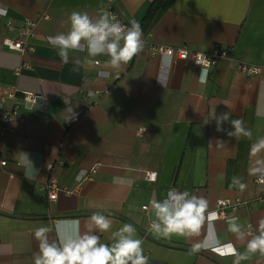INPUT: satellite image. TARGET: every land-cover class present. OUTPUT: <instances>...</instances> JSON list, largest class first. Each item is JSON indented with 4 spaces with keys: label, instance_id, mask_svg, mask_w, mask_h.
Returning a JSON list of instances; mask_svg holds the SVG:
<instances>
[{
    "label": "crops",
    "instance_id": "0c3cea01",
    "mask_svg": "<svg viewBox=\"0 0 264 264\" xmlns=\"http://www.w3.org/2000/svg\"><path fill=\"white\" fill-rule=\"evenodd\" d=\"M103 10L114 11L127 25L137 20L143 50L119 69L106 63L108 57L92 58L86 51L70 52L69 63H62L48 38L68 31L71 12L95 18ZM25 18L36 21V35L28 40L32 50L21 56L2 40L13 37ZM8 19L11 30L5 27ZM149 43L201 52L225 47L228 55L201 84V67L150 54ZM240 60L264 62V0H0V111L13 105L20 111L13 132L0 128V161H5L0 163V264H33L37 227H50L54 238L57 228L71 233L79 220L83 232L94 212L113 221L112 229L100 234L101 242L111 243V233L124 223L133 225L149 264H232L234 257L206 248L192 252L193 244L214 245L217 236L245 251L246 241L228 232L227 219L206 221L198 236L165 239L148 230L150 213L142 207L175 187L206 198L209 211L218 198L239 197L244 203L228 216L254 228L264 218V185L248 173L250 147L264 137V75L240 72ZM12 88L33 92L42 103L29 105L21 93L4 97ZM213 108L242 118L252 139L227 136L230 122L221 132L214 120L205 124ZM73 111L78 120L65 127L63 118ZM216 140L224 141L223 147ZM21 151L39 170L34 179L18 165ZM81 170L87 174L78 181ZM146 171L155 172L154 180ZM117 176L134 182L114 184ZM234 176L247 185L243 192L229 188ZM51 177L59 189L54 200L45 201L43 185ZM263 260L256 253L241 264Z\"/></svg>",
    "mask_w": 264,
    "mask_h": 264
},
{
    "label": "clouds",
    "instance_id": "9594fccd",
    "mask_svg": "<svg viewBox=\"0 0 264 264\" xmlns=\"http://www.w3.org/2000/svg\"><path fill=\"white\" fill-rule=\"evenodd\" d=\"M69 29L48 38L49 43L58 50L61 62L69 63L70 52L86 51L89 57L106 56V63L114 69H119L137 56L144 46L143 29L140 23L133 19L128 25L121 23L113 13L103 10L95 18L88 12L73 11L68 16ZM204 55V54H203ZM79 65V61L76 62ZM201 66L199 82L206 83L212 61ZM215 121L216 131H226L222 125L230 122L231 131L226 134L239 141L242 138L252 139V130L245 127L244 120L231 119L230 112L216 113L213 108L208 113L205 124ZM217 146L223 147L224 141L216 140ZM264 137L258 138L250 147V165L248 173L256 176L258 183L264 185ZM18 165L26 169L25 177L34 179L39 170L26 152H19ZM155 178V174H153ZM131 177H114L113 183L121 186H131ZM247 185L241 177L234 176L229 188H238L241 192ZM144 210L150 213L149 231L158 237L171 239L173 236L192 237L200 234L205 222L217 218L215 211H209V202L203 196L170 188L163 199H151ZM75 227L71 233H62L59 228L55 237L50 238L52 229L46 225L34 230V238L38 242V252L33 256V264H149L144 254L143 240L135 238L136 229L133 225L124 223L113 231L112 242H101V235L113 227L109 215L94 212L89 218L86 230L81 232L79 220H74ZM228 232L235 235L236 240L245 242V251L241 252L231 241L224 242L217 236L211 250L221 256L234 257L232 264H241L256 253L264 256V218H261L254 228L251 223H242L238 216L227 218ZM205 244L195 243L192 252H199Z\"/></svg>",
    "mask_w": 264,
    "mask_h": 264
},
{
    "label": "built area",
    "instance_id": "2783aa9c",
    "mask_svg": "<svg viewBox=\"0 0 264 264\" xmlns=\"http://www.w3.org/2000/svg\"><path fill=\"white\" fill-rule=\"evenodd\" d=\"M109 12L116 15L117 18L121 21V23L127 25L120 15H118L114 11H109ZM5 27L8 30L13 29L14 26H13L12 21L8 19L5 22ZM35 29H36V21L34 19L25 18L21 21L19 25L15 27V31H16L15 35L13 37L5 35L3 37L2 43L8 49L14 50L18 52L21 56H23L26 50H32V47L28 45V40L36 35ZM148 50L150 54H161L166 57L175 56L180 59L190 60L193 64L199 67L201 66L196 63L197 60L201 61L202 63L205 60H210L212 61L211 68L214 67L220 59H223L228 55L227 49L225 47H214L209 52H201V51L188 49L185 46L172 47V46L162 45V44H157V43H149ZM94 63L97 64L98 60H94ZM236 67L240 72L246 75H249V76L264 75V62L263 63H252V62L240 60L237 62ZM17 93H21L20 99L23 102L35 103L36 94L30 91H20L15 88H12L8 92H6L3 96L14 99ZM91 94H93V92L88 93V95H91ZM78 117H79V113L77 111L67 113L63 118L64 126L69 127L73 122L78 120ZM19 118H20V111L16 105H13L8 109L1 110L0 111L1 131L4 133L13 132L14 131L13 124ZM138 131L141 132L142 128L138 129ZM57 162L61 164L63 163V160L58 158ZM0 163L4 164L5 161L1 160ZM51 167H52V164L47 165V168H51ZM89 171L94 172L95 165L91 167ZM86 172H87L86 170L78 171L76 179L78 181H81L83 178L86 177V174H87ZM145 174L149 180H154L153 178V174H155L154 171H146ZM255 180L258 183L257 177ZM43 189L46 192L45 201L54 200L57 196V191L59 189L57 180L54 177H51L48 181L44 183ZM262 201L264 202V197L262 198ZM243 203L244 201L237 196L233 198H226V197L218 198L215 202L216 207L213 211L217 213V218L227 219L228 217H230L228 216V213H233ZM144 206L142 208H144ZM204 248H206V250H208L212 254L220 255L217 252H214L211 250L212 245L204 247ZM261 264H264V260L261 262Z\"/></svg>",
    "mask_w": 264,
    "mask_h": 264
},
{
    "label": "water",
    "instance_id": "95a60500",
    "mask_svg": "<svg viewBox=\"0 0 264 264\" xmlns=\"http://www.w3.org/2000/svg\"><path fill=\"white\" fill-rule=\"evenodd\" d=\"M29 103V102H28ZM35 103L36 104H41L42 103V97L41 96H39V95H36L35 96ZM31 103H29V105H30Z\"/></svg>",
    "mask_w": 264,
    "mask_h": 264
}]
</instances>
